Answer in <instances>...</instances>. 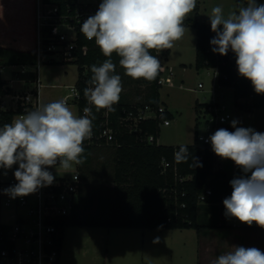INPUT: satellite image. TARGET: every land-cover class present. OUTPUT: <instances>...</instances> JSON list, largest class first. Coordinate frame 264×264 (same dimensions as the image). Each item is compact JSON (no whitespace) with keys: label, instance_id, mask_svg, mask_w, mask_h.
<instances>
[{"label":"clouds","instance_id":"clouds-1","mask_svg":"<svg viewBox=\"0 0 264 264\" xmlns=\"http://www.w3.org/2000/svg\"><path fill=\"white\" fill-rule=\"evenodd\" d=\"M197 0H102L98 10L80 26L83 36L94 40L106 59L91 65L89 86L84 96L91 107L83 115L73 113L64 99L39 105L11 123L0 127V169L18 165L13 175L17 183L3 189L10 198L24 197L52 185L55 177L49 168L59 166L66 172L85 162L84 141L93 135V108L115 111L123 91L122 78L116 74L115 53L124 74L133 80L153 81L161 62L151 52L174 47L186 31L184 21L196 8ZM213 53L235 55L238 74L249 80L256 94H264V4L247 0L246 6L227 15L214 6L209 15ZM217 129L208 137L212 151L231 160L240 175L229 182L231 195L223 200L225 216L251 227L264 228V132L238 126ZM191 154L186 145L174 152L176 163H187ZM192 167L197 158L191 156ZM200 167L203 165L200 164ZM158 242V241H154ZM213 264H264V251L256 247L232 246Z\"/></svg>","mask_w":264,"mask_h":264},{"label":"trees","instance_id":"trees-1","mask_svg":"<svg viewBox=\"0 0 264 264\" xmlns=\"http://www.w3.org/2000/svg\"><path fill=\"white\" fill-rule=\"evenodd\" d=\"M198 10L197 1L193 13H190L184 21V25H191L197 31L195 67L197 69L203 67L216 68L218 82L233 88L237 105L243 106L247 110L264 107V94H256L251 82L238 74L235 55L231 51L223 56L212 52L210 40L215 36V33L211 31L210 22L198 19ZM80 26L78 25V46L75 50L77 58L72 60L78 64L79 71L76 86L80 91V97L75 100L79 110L78 116L83 115L82 110L85 107H91L84 96V89L89 86L88 81L92 75L91 65H99L106 59L94 40L89 41L83 36ZM161 52L167 53L168 49ZM151 54L159 58V52L153 50ZM36 59L37 54L33 61L34 64ZM112 60L117 64L116 74H119V57L115 53ZM10 63L8 61L1 62V64ZM160 74L161 71L153 80L156 98L149 103L152 107H158L160 104L158 93ZM4 84L5 81L1 78L0 73V127L6 123H11L14 116L23 111L21 106L17 108L2 107L1 98L9 92L4 88ZM243 98L249 99L243 101ZM145 105L148 103L131 104L120 99L118 104L113 106L115 111L109 112L108 116L109 125L114 131V138L110 141L105 138H92L91 143L84 144L86 159L82 165H78L82 180L79 200L69 215L56 221L58 226L56 244L60 249L62 248L65 228L71 225L140 228L194 227L197 229L215 226V224H211V219L209 221V219L203 220L201 218L208 210L212 211V207L223 204V200L231 195L232 188L229 182L233 178L226 168L216 166V156L212 148L197 144L198 116L196 117L194 142L183 144L188 147L191 156L197 158V166L192 167L191 156L187 163L178 164L174 160V152L178 151L182 144H161L158 141L150 142L144 138L149 133H153L158 138L160 122L164 118L171 117L170 111L166 110L160 117L140 121L138 123L139 132L130 130L129 124L132 120L126 119L128 112L130 110L136 111ZM206 105L207 102L197 101L196 112L198 113ZM32 110L35 109L30 111ZM104 111L102 109L97 112L93 108L96 117L93 121V132L96 134L103 127ZM100 146L113 148L114 165L110 178L113 186L105 188L108 189V195L104 196L100 207H92L90 201L94 196L86 194L87 191H84L82 185H84L83 179L87 180L86 176L91 168L94 147L98 149ZM164 158L170 162L167 167L163 166ZM200 164L203 166L200 167ZM207 188H211L212 192L202 202L199 200V196ZM96 195L95 199H98L99 195ZM5 226V224H0V230ZM3 245V240L0 238V249ZM9 245L11 246L12 243ZM0 264L14 263L0 260Z\"/></svg>","mask_w":264,"mask_h":264},{"label":"rangeland","instance_id":"rangeland-1","mask_svg":"<svg viewBox=\"0 0 264 264\" xmlns=\"http://www.w3.org/2000/svg\"><path fill=\"white\" fill-rule=\"evenodd\" d=\"M80 1H97V0H80ZM102 1V0H101ZM199 10L197 17L201 21L210 22L209 15L214 6H222L225 15L232 10H238L240 6H246L247 0H197ZM257 4H264V0H256ZM193 13V12H192ZM184 51L175 54L179 59H183L185 66L175 65L174 87L163 85L160 87V101L165 103L170 110L174 113V118H170L171 124H160V133L158 136V143L161 144H188L193 143L195 140L196 117L198 116L194 108V98H198L200 102H211L212 98L216 95L219 100L224 102L227 110L230 112L231 117L228 124H231L233 119H237L240 123L238 126L252 127L259 132H264V107L255 108V110H246L245 107L235 103L233 89L226 86L223 89L216 90L213 87V80L215 79L214 68H201L195 67V51L191 48L180 49ZM164 60L162 56L160 58ZM33 70V68H30ZM11 69L8 70L10 72ZM78 64L72 61L65 62H44L40 68V77L43 83H60L58 87L46 88L52 94L54 101L60 100V94L67 95L71 91L69 86L74 85L78 76ZM120 72L124 74V69L120 67ZM129 79H132L128 77ZM142 90V84L148 83L145 92L146 99L142 102L151 103L156 98V91L153 86V81H146L143 79L137 80ZM202 83L204 87H199ZM182 84V86H179ZM66 85V86H65ZM145 85V84H144ZM137 86V87H139ZM67 87V88H66ZM214 88V92L212 90ZM68 106L74 112L76 104L73 97L70 99ZM206 117H210L207 114ZM206 117L201 114L200 124L198 131L200 133H208L206 129ZM229 131H233L231 125ZM221 166L229 167L231 160H222ZM113 148L110 146H100L95 151V155L91 164L90 170L86 176L87 180L82 177L84 191L86 194H92L93 199L90 201L92 207H100L104 196L108 195L106 187H112L113 183L110 178L113 173ZM77 165L66 172L59 166L49 168L55 171L56 174L69 175L72 174ZM14 167L8 170L7 175H2L3 170L0 169V180L4 185V189L9 187L7 183L10 175L13 173ZM80 171V170H79ZM236 176L239 175L240 169L237 168L232 171ZM85 180V181H84ZM110 192V191H109ZM96 194L99 195L98 199ZM8 195H1V208L0 214L2 220L13 222L12 217L15 214L16 207L6 205L5 199ZM206 204V203H205ZM208 215L209 217L207 218ZM214 219L212 211H209L201 218ZM200 219V220H201ZM66 228V232H68ZM78 230V229H76ZM144 229L139 228H106L101 229H79L77 232L67 234L64 239L62 248L63 256L68 264H154L153 258L158 250L152 251L148 246V242L142 236ZM184 241L187 242L186 246L181 248L174 247L172 251L174 261L178 264H187L189 256L193 257L196 250L191 239L195 236L194 229L184 230ZM190 232V233H189ZM223 233H215L214 236L222 237ZM69 236V237H68ZM169 252V257H170ZM63 257V258H64ZM167 259V258H165ZM166 261V260H164ZM169 261V260H168ZM195 261V260H194ZM165 264V262H161ZM195 263V262H194Z\"/></svg>","mask_w":264,"mask_h":264},{"label":"built area","instance_id":"built-area-1","mask_svg":"<svg viewBox=\"0 0 264 264\" xmlns=\"http://www.w3.org/2000/svg\"><path fill=\"white\" fill-rule=\"evenodd\" d=\"M101 2V0L84 2L80 0H36L37 59L34 68V85L27 91L14 94L11 98L14 104L4 98L2 99V107L4 108L22 107L23 111L16 114L13 120L40 105L39 92L42 85L40 68L44 62L72 61L77 58L75 50L78 46V25H81L89 16L95 14ZM160 71L158 83L172 85L173 82L169 79L172 70L161 64ZM84 73L86 75V71ZM69 88L72 92L62 97L67 104L72 97L74 102L80 97V91L76 84L69 86ZM166 110L167 107L162 103L158 107L145 105L139 107L136 111L130 110L126 116V119L132 120L129 124L130 130L139 132L138 123L140 121L160 117ZM197 114L198 126L201 114L203 117H206L207 114L210 115V117H206L208 133L198 131L196 141L199 146L211 148L208 137L219 128L229 130L228 120L231 114L227 110L226 104L220 100L207 102V105L202 107ZM104 115L102 129L97 134L93 132L92 137L84 141V144L91 143L92 138H105L107 141L114 138L113 128L109 125V111L105 110ZM170 122V118H164L160 124L168 125ZM144 138L150 142L158 141L153 133L146 134ZM222 160L216 156V161ZM162 163L164 167L170 164L165 158ZM13 167L16 170L18 165ZM49 171L55 177L52 185L43 187L28 196L15 199L6 198V205L21 208L23 212L16 217L14 223L6 225L0 230V238L4 244L0 249L1 261L14 264L59 263L61 249L56 244L58 234L56 221L72 212L74 205L79 200L82 180L77 168L69 175L56 174L51 169ZM13 173L7 181L9 186L17 183ZM211 192V188H207L205 192L200 194L199 200L205 201L207 195ZM9 243H12V245L10 246Z\"/></svg>","mask_w":264,"mask_h":264},{"label":"crops","instance_id":"crops-1","mask_svg":"<svg viewBox=\"0 0 264 264\" xmlns=\"http://www.w3.org/2000/svg\"><path fill=\"white\" fill-rule=\"evenodd\" d=\"M35 11H36V0H0V64L3 61L11 62L10 64H1L0 73L1 78L5 81L4 88L9 92L5 93L1 99L11 101V98L14 94L27 91L32 88L34 85V76H35V64L33 63L36 57V30H35ZM201 21V20H200ZM206 22V21H205ZM189 31L185 32L184 37L176 41L174 47L168 49L167 53L159 52V60L162 65H165L167 69L172 70L170 80L173 84H160V87L167 85L168 87H174V75H175V65L185 66L183 59H179L175 54L181 53L184 51L180 49L191 48L195 51V60H196V41H197V31L196 28L191 25H184ZM164 57V60H161V57ZM30 68H33L31 70ZM203 68H214V67H203ZM11 69L10 72L8 70ZM201 69V68H200ZM215 79L213 80V87L217 91L226 87L221 85L218 82L217 69L214 68ZM79 75V72H78ZM119 75L122 78L123 91L120 95L122 101L131 103V104H140L146 103L142 102L146 99L145 95L148 93L145 92L148 87V83L142 84V90L137 80L129 79L127 75H122L119 71ZM78 79V76H77ZM75 81V84L77 82ZM60 83H43L40 87V105L53 102L54 95L49 92L48 87H58ZM66 86V85H65ZM139 86V87H137ZM182 86V84H179ZM160 87L158 93L160 96ZM199 87H204L202 83H199ZM67 88V87H66ZM233 89V88H232ZM214 92V88H212ZM62 99L63 94L59 95ZM249 98H243V101L248 100ZM213 100H219V96L216 95L212 98ZM160 101V98H159ZM194 108L196 110V102H200L198 98H194ZM12 102V101H11ZM70 103V102H69ZM68 103V104H69ZM167 107V110L171 112V117L174 118V113L170 108L163 102ZM14 104V102H12ZM76 104V109H74V114L79 115L78 105ZM4 108V107H3ZM247 110V109H246ZM252 110H255L252 109ZM171 124V122H170ZM231 125V124H230ZM189 144V143H188ZM97 147H94L93 155ZM220 162L216 161V166H221ZM223 167V166H221ZM78 169V165L76 167ZM226 168L231 174L232 178L236 176L232 173L233 170L237 169V166L234 162L231 161V165ZM79 170V169H78ZM15 169L13 170V172ZM241 173H239L240 175ZM0 180V200L2 195V190L4 185ZM7 196L6 198H8ZM6 200V199H5ZM1 202V201H0ZM1 208V203H0ZM207 209V208H206ZM204 209V210H206ZM212 223L215 226L201 227L199 229L190 227V228H168V227H154V228H140V227H124V228H139L144 229L142 236L147 240L150 250L159 252L155 253L153 262L154 264H178L175 259H173L172 251L174 247L181 248L186 246L187 242L184 241V230L194 229L195 236L191 239V243L195 246L196 250L192 256H189V262L187 264H213V261L218 258L219 255H222L228 251L232 250V246H244V247H256L264 251V228H260L257 225L253 224L249 227L246 224L239 222L233 217L225 216V208L223 204H218L217 207H212ZM214 210V211H213ZM21 208L15 209V214L12 217V220L15 221L17 216H20L22 213ZM203 212V211H202ZM209 212V210L207 211ZM205 215V214H204ZM209 217L208 215H206ZM13 222L2 220L0 214V224L11 225ZM106 226H78L71 225L67 226L68 232L70 234L74 231L77 232L79 229H101ZM63 237L62 248L64 244V239L66 238L68 232H66ZM106 228H122V227H106ZM78 229V230H76ZM223 233L222 237L214 236L215 233ZM190 233V232H189ZM69 237V236H68ZM158 241V242H154ZM61 248V254L58 264H68L66 261V252L65 257L63 256ZM170 252V257H169ZM64 257V258H63ZM167 258V259H165ZM166 260V261H164ZM169 260V261H168ZM195 260V261H194ZM195 262V263H194Z\"/></svg>","mask_w":264,"mask_h":264}]
</instances>
